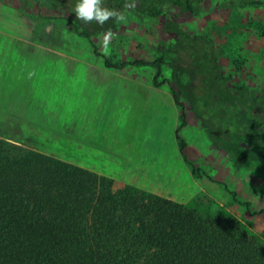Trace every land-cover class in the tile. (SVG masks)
<instances>
[{"label":"rangeland","instance_id":"1","mask_svg":"<svg viewBox=\"0 0 264 264\" xmlns=\"http://www.w3.org/2000/svg\"><path fill=\"white\" fill-rule=\"evenodd\" d=\"M244 1L203 0L194 14H152L139 0H118L105 6L126 12V22L101 28L76 19L72 0H0L1 137L200 217L227 213L264 244L263 215H250L228 192L252 212L264 210V0ZM108 28L115 35L106 55ZM192 42L211 53L229 92L206 107L208 95L196 98ZM159 58L160 68L104 66L105 59ZM172 89L185 115L183 153L211 181L194 177L179 152L181 109Z\"/></svg>","mask_w":264,"mask_h":264},{"label":"trees","instance_id":"2","mask_svg":"<svg viewBox=\"0 0 264 264\" xmlns=\"http://www.w3.org/2000/svg\"><path fill=\"white\" fill-rule=\"evenodd\" d=\"M118 0H105L115 5ZM161 1V3H160ZM203 0H139L145 11L181 9L196 12ZM78 0H72L75 5ZM160 3L155 6V3ZM250 6L262 2L245 0ZM156 8V9H155ZM85 36H89L85 33ZM197 66L199 94L208 95L204 107L228 97L223 75L205 47L188 45ZM138 60L106 68L142 65ZM167 83L169 81H166ZM155 86L157 76L154 79ZM181 109L175 130L179 152L196 178H209L183 153L180 129L185 125L179 93L171 90ZM214 95V97H212ZM246 121V117L242 116ZM231 120V119H230ZM228 121V123L230 122ZM0 134V264H264V244L227 213L200 217L186 206L140 191L114 180L5 140ZM219 185L222 183L213 181ZM227 190V188H226ZM250 215L248 202L228 191Z\"/></svg>","mask_w":264,"mask_h":264},{"label":"clouds","instance_id":"3","mask_svg":"<svg viewBox=\"0 0 264 264\" xmlns=\"http://www.w3.org/2000/svg\"><path fill=\"white\" fill-rule=\"evenodd\" d=\"M74 11L76 19L86 24L95 21L101 28H103L109 20L125 23L127 18L126 12L105 6V0H78ZM114 35L115 34L110 28L104 29L102 32V51L106 55L110 53V44Z\"/></svg>","mask_w":264,"mask_h":264}]
</instances>
